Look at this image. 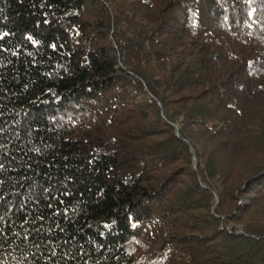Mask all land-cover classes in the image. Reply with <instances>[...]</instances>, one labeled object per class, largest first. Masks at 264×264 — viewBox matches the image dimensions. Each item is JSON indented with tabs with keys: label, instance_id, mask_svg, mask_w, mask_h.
<instances>
[{
	"label": "trees",
	"instance_id": "1",
	"mask_svg": "<svg viewBox=\"0 0 264 264\" xmlns=\"http://www.w3.org/2000/svg\"><path fill=\"white\" fill-rule=\"evenodd\" d=\"M0 165V264H264V0H0Z\"/></svg>",
	"mask_w": 264,
	"mask_h": 264
},
{
	"label": "water",
	"instance_id": "2",
	"mask_svg": "<svg viewBox=\"0 0 264 264\" xmlns=\"http://www.w3.org/2000/svg\"><path fill=\"white\" fill-rule=\"evenodd\" d=\"M175 135H179V130H178V126H175ZM193 166L195 167V161H194V164ZM237 234H242V231H238Z\"/></svg>",
	"mask_w": 264,
	"mask_h": 264
},
{
	"label": "snow or ice",
	"instance_id": "3",
	"mask_svg": "<svg viewBox=\"0 0 264 264\" xmlns=\"http://www.w3.org/2000/svg\"><path fill=\"white\" fill-rule=\"evenodd\" d=\"M0 167H2V165H0Z\"/></svg>",
	"mask_w": 264,
	"mask_h": 264
},
{
	"label": "rangeland",
	"instance_id": "4",
	"mask_svg": "<svg viewBox=\"0 0 264 264\" xmlns=\"http://www.w3.org/2000/svg\"><path fill=\"white\" fill-rule=\"evenodd\" d=\"M217 202V201H216Z\"/></svg>",
	"mask_w": 264,
	"mask_h": 264
}]
</instances>
